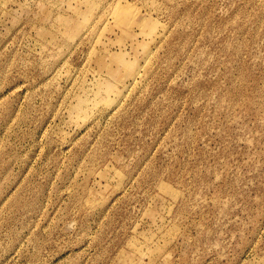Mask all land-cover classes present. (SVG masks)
I'll list each match as a JSON object with an SVG mask.
<instances>
[{
    "label": "rangeland",
    "instance_id": "obj_1",
    "mask_svg": "<svg viewBox=\"0 0 264 264\" xmlns=\"http://www.w3.org/2000/svg\"><path fill=\"white\" fill-rule=\"evenodd\" d=\"M0 264H264V0H0Z\"/></svg>",
    "mask_w": 264,
    "mask_h": 264
}]
</instances>
